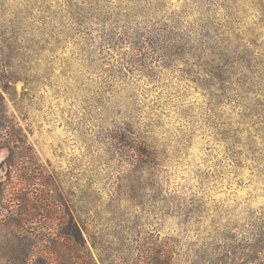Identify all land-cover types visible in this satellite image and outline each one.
Returning <instances> with one entry per match:
<instances>
[{
    "label": "rangeland",
    "instance_id": "1",
    "mask_svg": "<svg viewBox=\"0 0 264 264\" xmlns=\"http://www.w3.org/2000/svg\"><path fill=\"white\" fill-rule=\"evenodd\" d=\"M59 2L0 0L6 116L42 167L41 189L26 190L0 150V264H59L49 251L71 253L51 213L83 237L66 264H143L138 251L150 250L164 264H264V169L224 147L243 135L231 116L241 71H261L242 53L264 43V0H231L227 13L222 0H140L83 23ZM81 59L124 81L139 118L111 107L108 91L89 89L84 103L70 75ZM256 113L245 114L250 133ZM17 188L27 201L14 200ZM37 202L44 218L18 234L16 219L29 216L4 208Z\"/></svg>",
    "mask_w": 264,
    "mask_h": 264
},
{
    "label": "snow or ice",
    "instance_id": "2",
    "mask_svg": "<svg viewBox=\"0 0 264 264\" xmlns=\"http://www.w3.org/2000/svg\"><path fill=\"white\" fill-rule=\"evenodd\" d=\"M63 2L65 7L74 10L78 21L83 23L84 20L90 21L95 17H104L121 10L130 12L133 5L138 4L140 0H63ZM230 2L231 0H222L220 5L222 13L228 12L227 4ZM41 3H44L45 6L55 3L57 8L60 7L59 0H41ZM160 6L163 7V4L161 3ZM237 43H240L239 38H237ZM77 47L79 48V46ZM242 55L245 57V61L251 60L254 64H259L261 71L253 74L249 69L247 75L243 70L241 71L242 79L237 81L239 87L235 88L233 101L238 103L239 107L231 110V116L234 118L236 128L241 130L243 135H233L231 140H225L224 147L228 153L233 151H236L237 155L244 153L246 163H256L260 169H264V43L256 45L254 50L249 47ZM143 74L146 77L155 78L154 73L149 69H144ZM70 75L75 87L81 93L82 99L93 94L89 89L108 91L111 107H123L125 112L132 113V117L129 118H139L140 109L135 108L134 105L130 106L129 103L131 93L127 89L121 93L124 81L105 79L108 73L103 72V67L94 71L91 61L81 59L72 66ZM243 80H248V83L244 84ZM131 99L135 98L131 97ZM84 103H87L86 99H84ZM257 107L259 108L258 113H256ZM83 111L86 112L87 109L85 108ZM105 111H110V109H105ZM246 113H256L259 117L258 121H251V127L256 129L255 132L248 131L249 124L245 123V120L248 119ZM144 118L149 119L146 113H144Z\"/></svg>",
    "mask_w": 264,
    "mask_h": 264
},
{
    "label": "trees",
    "instance_id": "3",
    "mask_svg": "<svg viewBox=\"0 0 264 264\" xmlns=\"http://www.w3.org/2000/svg\"><path fill=\"white\" fill-rule=\"evenodd\" d=\"M1 48L2 47H0V53L2 54ZM3 63H4V57L2 55V58L0 59V150H6L8 152V157L6 158L5 164H3V166L6 165L7 169H10L11 171H13L12 173L18 176H21V178H23L21 182L24 183L23 187L26 185V188H25L26 190L30 187L31 188L40 187L41 181H42L41 180L42 179V167H40L41 165L39 164V161L36 155L34 154L32 148L27 144L25 137L22 135L21 131L17 129L16 125L13 122L9 121L6 116V109L4 105L3 96L1 95V91H5L7 89L8 76L5 73ZM220 74H223V72L218 71V76H220ZM128 149L133 152H137L140 155H143V154L146 155L143 149H142L143 151H139L137 147H128ZM18 189L21 192V194L20 195L18 194L19 197L17 196L14 200L20 203V202H23L27 194H24V190H25L24 188H17V192L19 193ZM39 192L42 193L40 190ZM4 197L5 196H2V198H0V208H3L2 202L4 200ZM30 208L31 209H28V207H26L25 209H23L20 206L19 208L18 207L14 208V211L13 209L9 210V208L7 207L4 208L5 214L7 213L9 215H12L16 211L17 213L21 212L22 216H26V217L29 216L30 220H27L25 218H23V221L21 220V218L16 219L15 225L17 226V229L19 230L18 234L21 233V229L23 230L24 227L26 229V223L30 225L34 224V226H36L37 221L44 218L45 216V213L40 212L42 210L41 203L37 202L35 203V205L31 206ZM28 211H32L33 214H28L29 213ZM7 214L4 216L8 217ZM50 216L51 217L49 218V221H51V223L56 221V224H53V225L50 224L49 229L51 230L52 227L53 228L57 227L59 238L63 240V243L65 245H70L69 251L71 253L69 254H73L74 252L77 254L82 253L83 250H81L80 248L84 247L83 237L79 229L77 228V226L73 223L72 219L70 217H67V219L64 217L63 218L64 223H63V226H61L59 222L60 219L58 220L54 218L55 216H52V213ZM67 227L71 228L72 230L68 229ZM38 229H40V231L45 230L42 228V226ZM71 231H72V234L70 235ZM69 236L73 238H70ZM41 244H42V239L41 241L38 240L37 242L33 243L31 250H34V248L39 247ZM61 248L62 247H60L59 250H52L49 252L55 255L56 261L59 264H66L69 257H71L72 255H69V254L67 255V253L64 252L63 249ZM138 252L140 254L139 259L142 258L144 262L143 264H164L160 255L153 256L154 254L152 253V250H150L148 253L149 257H145L141 255L143 254V252L141 251H138ZM162 252L163 251L161 250V253ZM77 260H78V257H77Z\"/></svg>",
    "mask_w": 264,
    "mask_h": 264
}]
</instances>
